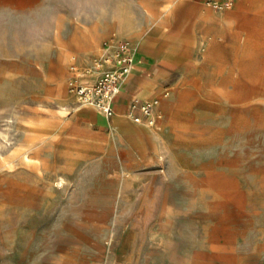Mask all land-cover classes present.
I'll return each instance as SVG.
<instances>
[{"label": "rangeland", "instance_id": "1", "mask_svg": "<svg viewBox=\"0 0 264 264\" xmlns=\"http://www.w3.org/2000/svg\"><path fill=\"white\" fill-rule=\"evenodd\" d=\"M222 1L0 0V264H264V0ZM113 35L153 124L76 111Z\"/></svg>", "mask_w": 264, "mask_h": 264}, {"label": "built area", "instance_id": "2", "mask_svg": "<svg viewBox=\"0 0 264 264\" xmlns=\"http://www.w3.org/2000/svg\"><path fill=\"white\" fill-rule=\"evenodd\" d=\"M229 3L228 0L222 1V4ZM135 62V52L129 42L113 35L111 42L105 44L103 51L94 58L92 66L88 68L91 81L72 80L68 90L78 103L91 107L109 118L116 112L117 98L123 80L131 72ZM167 94L168 91L164 89L161 96ZM159 101L160 96L142 101L132 97L128 101L126 113L134 122L145 119L149 124H153L156 119L154 110Z\"/></svg>", "mask_w": 264, "mask_h": 264}, {"label": "crops", "instance_id": "3", "mask_svg": "<svg viewBox=\"0 0 264 264\" xmlns=\"http://www.w3.org/2000/svg\"><path fill=\"white\" fill-rule=\"evenodd\" d=\"M157 56V55H156ZM156 58V57H155ZM139 61H141V58L138 57L137 58ZM152 60V59H151ZM155 60V59H153ZM152 61H144V62H139V65L136 69H134L132 72H130V74L128 76L125 77V79L123 80L122 83V88L121 91L118 95L117 98V103H116V111H119V107L123 106L124 107V112L126 110L128 101L130 98L134 97V98H143L141 96L138 95L139 92L145 91L147 84H148V80L146 77H144L142 74V72H144L145 70V66L151 65ZM163 70H159L157 71L156 74H154L152 81H153V91L155 89V87L158 85V77L163 74ZM150 74H148L147 76H149ZM143 87V88H142ZM152 91V93H153ZM79 107L76 108V111H79ZM80 113H82L80 111ZM114 115V114H113ZM127 116V115H126ZM95 119V117H94ZM129 119V118H128ZM131 121V119H129ZM119 128L118 130V137L119 139L122 141L124 139L128 140V142L131 144V140L135 138L136 136V132L138 133L139 131H143V127H139V126H135L133 129L129 130V131H124L123 127H117ZM132 133V134H131ZM135 135V136H134ZM90 143H94V139L90 137ZM149 144V143H148ZM146 144V146L148 145ZM133 148L136 149V147L132 144ZM136 151H138V154L141 155V157H143V153H141V151H139L138 149H136Z\"/></svg>", "mask_w": 264, "mask_h": 264}, {"label": "bare ground", "instance_id": "4", "mask_svg": "<svg viewBox=\"0 0 264 264\" xmlns=\"http://www.w3.org/2000/svg\"><path fill=\"white\" fill-rule=\"evenodd\" d=\"M88 41H89V44L90 45H94V46H97V40L96 39H94L93 37H90L89 39H88ZM138 57L136 56V53H135V59H136V62H135V64H134V67H133V69L131 70V72L134 70V69H136L137 67H138V65H139V60L137 59ZM130 74V73H129ZM128 74V75H129ZM127 75V76H128ZM85 81H91V79L90 78H85L84 79ZM143 88V87H142ZM152 91H153V81L152 80H148V84H147V87H146V89H145V91H142V92H139L138 94L139 95H143V96H150L151 94H152ZM83 106H85V105H82V106H80L79 107V109H82L81 107H83ZM157 106H158V104H157ZM156 106V107H157ZM90 110H91V108H90ZM63 111V110H62ZM65 111V110H64ZM96 112V111H95ZM117 112V111H116ZM96 113H98V114H101L100 112H96ZM115 114V113H114ZM117 115H122L124 118L123 119H119V122L122 124V125H127L126 124V121L124 120V119H126L125 118V113H124V111L123 112H121L120 110L117 112ZM126 115H127V113H126ZM113 116V115H112ZM111 116V117H112ZM121 116V117H122ZM94 117H96L97 119H101V121L103 120L101 117H98V116H94ZM127 117H128V115H127ZM116 118V117H115ZM129 118V117H128ZM130 119V118H129ZM127 120V119H126ZM116 121V120H115ZM133 121V120H132ZM134 122V121H133ZM120 124V125H121ZM151 126V125H150ZM131 129H133V128H129L128 126L124 129V131H129V130H131ZM153 131L150 129H143V131H139L138 133L136 132V136L135 137H137L140 141H142L144 138H148V139H150V140H152L153 139V133H152ZM132 134V133H131Z\"/></svg>", "mask_w": 264, "mask_h": 264}]
</instances>
